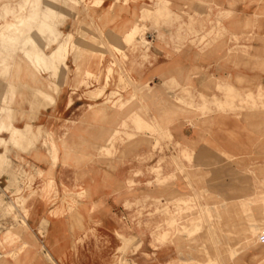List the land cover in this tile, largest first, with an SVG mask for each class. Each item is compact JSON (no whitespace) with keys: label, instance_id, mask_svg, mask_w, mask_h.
<instances>
[{"label":"rangeland","instance_id":"374dc122","mask_svg":"<svg viewBox=\"0 0 264 264\" xmlns=\"http://www.w3.org/2000/svg\"><path fill=\"white\" fill-rule=\"evenodd\" d=\"M148 1L135 26H150L115 48L91 23L63 37L34 23L45 3L87 1L0 0V245L33 241L0 261L264 264V0ZM153 60L163 73L138 86L125 64ZM58 95L75 104L53 106ZM38 147L50 163L22 159ZM44 213L62 226L63 261L47 247L57 227L39 232Z\"/></svg>","mask_w":264,"mask_h":264},{"label":"crops","instance_id":"0c3cea01","mask_svg":"<svg viewBox=\"0 0 264 264\" xmlns=\"http://www.w3.org/2000/svg\"><path fill=\"white\" fill-rule=\"evenodd\" d=\"M86 4V1L88 4H86L87 7H84L83 5H75V6H71L69 8H66L69 13H67L66 11H64V9L60 10H56L54 7H52L51 5L47 6L46 3L44 5V7L40 8V10H42V15H38L37 20L34 22L36 25H41V24H46V25H57L59 27V32L63 35L67 36H72V32L75 29H79L80 26L85 23H91L94 25H97L98 27H103L105 30L109 31L111 33L112 37L114 38V45L112 43V45L116 48V46H120L121 47V39L123 37L129 39L130 37H134V35L136 34L137 31H142V29L144 27L150 26L148 22L144 21V24H142L141 26H135V23L137 21H140V17H142V10H143V5L149 4L150 2L148 0H83ZM40 4V1L37 2V4ZM70 6V5H69ZM176 6V5H175ZM39 5L36 6V8L38 9ZM82 9L84 10H89V12H86V14L88 13V16H86V14H83ZM50 12L51 14H49L50 16H48V14L46 12ZM65 12V13H64ZM70 31H72L70 33ZM63 32H65L66 34H63ZM87 41V40H86ZM154 51L152 53H155V56L153 58L156 57V53L157 54H162V51L157 49V47H159V42L158 38H156L154 41ZM159 42V43H158ZM96 48V47H95ZM129 54V59H132V55L130 52H128ZM125 55V54H124ZM127 56V54H126ZM68 57V55H67ZM136 57V62H138L139 58H141L140 56H135ZM153 63L150 65L147 64H142V62L140 61L139 64L138 63H131L130 61H127V63L125 64L126 67H128L127 69L130 70V73L132 75V77L134 78L135 81H137V85L141 86L144 85L146 83L145 80H150V79H155L157 77V75L163 73L162 71V62L159 63V61H152ZM120 63H122V61H120ZM117 64H119V61H117ZM146 67V69L144 70L142 67ZM75 66V65H74ZM226 65L224 64V70L222 71V73H227L230 74L231 70H227ZM75 69V68H74ZM91 69L93 71H95V67L92 66ZM121 69V67H120ZM105 81H104V77H103V81L100 84L101 86H99V88H97L99 91L104 90L106 84H108V80H109V74H111L113 72V68L111 66H106L105 67ZM96 72V71H95ZM84 75L88 76V71L87 68L84 69ZM122 80V77H119V80ZM144 81V82H142ZM105 83V84H104ZM137 85L133 86V89H139L137 87ZM93 89L89 90L92 91ZM111 92H114L111 90ZM73 93V91H72ZM73 104H75L74 99L71 96L68 97H61L58 95V97L56 98V103L53 105L55 107L57 106H64L65 108H69L70 106H72ZM147 105V103H145ZM158 103H154L153 104V109L154 111L152 116L153 118L151 119L153 121V125H156L155 123H157V126H161V123H163L162 119L165 120L166 119V115H167V110L166 107L167 106H159L156 107ZM151 105V104H150ZM53 106H48V108H46V112H48V110L53 111ZM54 107V108H55ZM110 111V110H109ZM107 111V114H104L102 118L106 119L107 121V125L103 124V125H97L99 126L100 130H98V132H100L101 130L107 128L110 129L111 125L110 122L113 121L112 116L114 115V113L112 114V112ZM107 116V117H106ZM160 116H163V118H161ZM54 114L53 112H50L48 115L47 114H43L42 118H43V123H48L51 121H55L54 119ZM106 117V118H105ZM159 118V119H157ZM67 120V119H65ZM156 121V122H155ZM76 123L78 122V120L75 121ZM146 123V122H145ZM44 124V125H45ZM148 124V123H146ZM192 130H187L186 131V138L188 139V134L191 133ZM195 132V131H194ZM193 132V135H194ZM77 135V137H82L83 135H80V133L76 132L75 133ZM178 135V134H177ZM76 137V136H75ZM182 137H185L184 135H182ZM194 137V136H193ZM192 137V138H193ZM48 146L49 143H48ZM31 156H35V157H29L27 155H23L22 159L28 161V162H34V161H39L43 162V163H50L49 159H48V155H47V148H43V147H38L37 152ZM52 168H49L45 171H51ZM41 216H45V217H41ZM41 219L38 221V228H39V232L44 233L47 231V226L49 224V226L53 225L56 228L55 232L53 231V233H55V238L52 239L51 241V245H49L47 243V247L49 248V250L51 251L52 255L54 257H56L58 260L63 261V259H65V257L61 256V250H63L59 244H57V241H59V237H60V233L62 232V226L60 224V222L57 219H49L46 215V213H44L43 215H41ZM42 219H47L48 220V224L46 226H41V222ZM48 226V227H49ZM52 230V229H51ZM52 233V231H51ZM117 235L119 238H121V240L123 241V243L127 244L129 238H132L133 236H124L121 235L117 232ZM15 236V233H14ZM2 237V236H1ZM19 238V236H15V239ZM134 238V237H133ZM4 240V239H3ZM32 240V239H31ZM29 238L26 237V239H18L17 241H19V244L17 246H13V244L15 242H13L11 245H8L6 247H4L5 251H7L8 253L6 254L5 257H10L11 260L16 259V257L18 256L19 253H21L24 249L25 246L26 247H30L33 246V241H31ZM7 245V243L5 244ZM1 246V245H0ZM2 248V246H1ZM4 249L2 248L0 250V252ZM65 255V253H64ZM50 256V259L53 260L52 256ZM138 263L136 264H143L142 262V258L140 256L135 258ZM54 261V260H53ZM0 264H6V262L2 259V261H0Z\"/></svg>","mask_w":264,"mask_h":264},{"label":"built area","instance_id":"2783aa9c","mask_svg":"<svg viewBox=\"0 0 264 264\" xmlns=\"http://www.w3.org/2000/svg\"><path fill=\"white\" fill-rule=\"evenodd\" d=\"M258 242L264 243V226L260 229L258 233ZM0 258H1V252H0Z\"/></svg>","mask_w":264,"mask_h":264},{"label":"bare ground","instance_id":"6f19581e","mask_svg":"<svg viewBox=\"0 0 264 264\" xmlns=\"http://www.w3.org/2000/svg\"><path fill=\"white\" fill-rule=\"evenodd\" d=\"M30 38V37H29ZM28 38V39H29ZM30 40H31V38H30ZM25 45V44H24ZM57 50V49H56ZM24 52V51H23ZM2 154V153H1ZM1 154H0V156H1ZM41 226H46L47 224H48V220L47 219H42V222H41ZM1 256H2V253H1ZM1 259V258H0Z\"/></svg>","mask_w":264,"mask_h":264}]
</instances>
